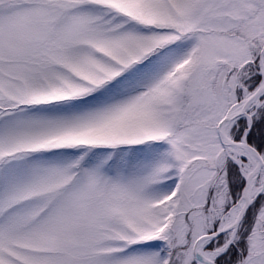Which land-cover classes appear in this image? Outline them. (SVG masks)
Returning <instances> with one entry per match:
<instances>
[{
	"label": "snow or ice",
	"instance_id": "1",
	"mask_svg": "<svg viewBox=\"0 0 264 264\" xmlns=\"http://www.w3.org/2000/svg\"><path fill=\"white\" fill-rule=\"evenodd\" d=\"M0 264H264V0H0Z\"/></svg>",
	"mask_w": 264,
	"mask_h": 264
}]
</instances>
